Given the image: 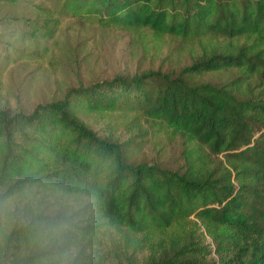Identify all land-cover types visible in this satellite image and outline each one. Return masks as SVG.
I'll return each instance as SVG.
<instances>
[{
  "label": "trees",
  "instance_id": "obj_1",
  "mask_svg": "<svg viewBox=\"0 0 264 264\" xmlns=\"http://www.w3.org/2000/svg\"><path fill=\"white\" fill-rule=\"evenodd\" d=\"M56 1L76 21L194 42L201 60L174 75L70 88L29 112L0 107V264H43L42 254L24 257L22 244L35 233L87 235L103 226L148 242L163 237L173 248L175 239L186 241L150 264H196L179 254L205 259L206 238L217 258L203 264H264V0ZM35 9L53 39L58 19ZM219 73L234 76L198 80ZM91 114H118L130 132L150 123L187 136L183 167L132 162L128 144L101 138L80 120ZM37 199L77 206L34 211L17 228L9 203Z\"/></svg>",
  "mask_w": 264,
  "mask_h": 264
},
{
  "label": "rangeland",
  "instance_id": "obj_2",
  "mask_svg": "<svg viewBox=\"0 0 264 264\" xmlns=\"http://www.w3.org/2000/svg\"><path fill=\"white\" fill-rule=\"evenodd\" d=\"M35 6L58 19L53 39L46 35ZM59 8L56 0L0 3V107L10 112H29L38 104L61 100L70 88H85L117 77L131 79L150 72L174 75L201 60L194 42L170 37L156 39L149 31L123 32L76 21ZM233 76L232 73L208 74L198 80L220 84ZM80 120L99 137L128 144L134 163L157 164L170 170L183 167L181 151L187 136L167 126L160 129L143 123L130 132L118 114L84 115ZM218 158L222 159V155ZM76 203L73 199L60 204L37 199L25 205L14 200L9 207L19 228L34 211L64 214L75 210ZM87 219L92 222L90 217ZM33 238L22 244L24 257L42 254L43 264H150L174 256L175 248L187 244L185 240L175 239L173 248L163 237L148 242L144 235L118 233L105 226L87 235L54 229L35 233ZM191 241L188 246H196V240ZM201 245L210 251L205 259L183 253L178 260L203 264L217 258L210 238ZM3 246L0 244L1 252Z\"/></svg>",
  "mask_w": 264,
  "mask_h": 264
}]
</instances>
